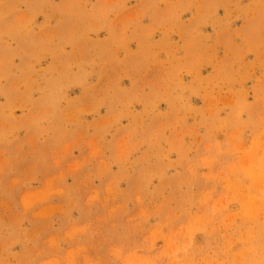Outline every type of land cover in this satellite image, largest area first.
I'll use <instances>...</instances> for the list:
<instances>
[{
    "label": "rangeland",
    "instance_id": "rangeland-1",
    "mask_svg": "<svg viewBox=\"0 0 264 264\" xmlns=\"http://www.w3.org/2000/svg\"><path fill=\"white\" fill-rule=\"evenodd\" d=\"M0 264H264V0H0Z\"/></svg>",
    "mask_w": 264,
    "mask_h": 264
}]
</instances>
